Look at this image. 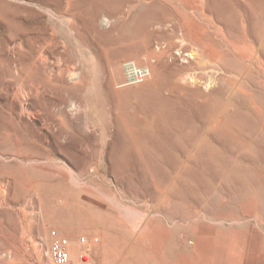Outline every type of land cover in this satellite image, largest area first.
Returning a JSON list of instances; mask_svg holds the SVG:
<instances>
[{
    "label": "rangeland",
    "instance_id": "1",
    "mask_svg": "<svg viewBox=\"0 0 264 264\" xmlns=\"http://www.w3.org/2000/svg\"><path fill=\"white\" fill-rule=\"evenodd\" d=\"M4 1L0 177L13 173L38 191L19 189L10 207L0 199V260L10 259L24 230L30 249L45 236L49 248L56 230L88 247L92 264H140V259L150 264H264V0H77L78 17L50 11L46 0ZM225 2L227 12L221 10ZM216 3L223 12H213ZM211 5L213 13L203 19L200 8ZM157 13L163 18H154ZM179 24L193 35L204 29L200 35L206 34L212 50L228 48L225 57L188 58L180 48L193 41ZM241 37L254 39L261 56L258 67L263 69L254 66L251 80H243L239 67L233 69L236 58L224 41ZM172 42L178 45L172 50L177 61L160 59ZM41 49H48V58L33 67ZM142 59L151 66L145 80L137 82L126 73L127 82L115 84L112 67L122 64L127 72L125 64L133 60L137 68L146 67ZM58 66L79 69L75 83L61 81ZM33 77L41 85L40 101L29 95L31 103L40 102L43 117L55 121L61 132L56 139L45 137L39 123L33 127L20 121L10 103ZM224 101L223 122L212 128L209 122ZM239 114L244 121L233 118ZM201 148L203 154L210 152L211 164L200 160ZM196 176L204 177L214 195L192 182ZM191 186L197 195H191ZM163 194L171 204L161 202ZM39 206L40 214L32 213ZM19 207L30 212L27 226L16 215ZM103 249L112 255L102 258Z\"/></svg>",
    "mask_w": 264,
    "mask_h": 264
},
{
    "label": "bare ground",
    "instance_id": "2",
    "mask_svg": "<svg viewBox=\"0 0 264 264\" xmlns=\"http://www.w3.org/2000/svg\"><path fill=\"white\" fill-rule=\"evenodd\" d=\"M3 1V0H2ZM10 1H19V0H10ZM21 1H23V2H28V3H30L31 4V2H33V1H35V0H21ZM49 4H50V9H49V7L47 8V9H49L50 11H55V12H57V13H61V14H66V15H70V16H72V17H78L79 15H81V10H79V9H81V8H79V9H76L75 8V4H77V0H46ZM80 1V0H79ZM260 1V0H259ZM4 2H6V0L4 1ZM110 2V1H109ZM217 2V1H216ZM221 2H223L222 0H221ZM7 3V2H6ZM34 3V2H33ZM47 3V4H48ZM111 3V2H110ZM210 3H211V1H210ZM228 3V2H227ZM226 2L223 4L224 6H222V5H220L219 4V6H222V9H221V7H220V9L221 10H224V12H227V11H229L230 10V6L229 5H225V4H227ZM250 3H252V2H250ZM260 3H262V1L260 2ZM264 3V2H263ZM4 4V3H3ZM11 4V3H10ZM197 4V3H196ZM202 4H204V3H202ZM202 4H200V5H202ZM214 4V2L212 3V5ZM217 4L218 3H216V9H217V11L214 9V7H213V9L215 10V11H213V12H217L218 13V11H220V9H218V7L219 6H217ZM254 4H255V2H254ZM52 5H53V7H52ZM109 5V4H108ZM212 5H211V7L209 6V7H207V8H205V7H202V8H200V14H202V17H203V19H205V18H208V13H210L209 14V17H210V15L213 13L212 12ZM261 5H264V4H261ZM46 6V5H45ZM203 6H205V5H203ZM243 7V6H242ZM264 7V6H263ZM46 8V7H45ZM106 8V7H105ZM245 9V8H244ZM166 11L168 10V9H165ZM232 10V9H231ZM159 10H157V12H158ZM169 11H172V10H169ZM241 11V10H240ZM153 12H155V11H153ZM173 12H174V10H173ZM172 12V13H173ZM220 12H223V11H220ZM230 12H233V11H230ZM229 12V13H230ZM243 12V11H242ZM86 13V12H85ZM159 13H160V11H159ZM159 13H157V14H155V16H154V18H156V19H158L159 17H161L162 16V18H163V14L161 15V14H159ZM161 13H162V11H161ZM168 13V12H167ZM252 13V12H251ZM60 14V15H61ZM149 14V13H148ZM219 14V13H218ZM232 14V13H231ZM147 15V14H146ZM169 14H167V16H168ZM225 15V14H224ZM234 15V12H233V14H232V16ZM262 15V14H261ZM153 16V15H152ZM152 16H149V17H152ZM165 16H166V14H165ZM173 16V15H172ZM231 16V17H232ZM178 17V16H177ZM175 18V19H177L178 20V18ZM259 17H260V15H259ZM153 18V17H152ZM173 18V19H174ZM254 18L256 19V16H254ZM77 19V18H76ZM161 19V18H160ZM160 19H159V21H160ZM254 19V20H255ZM259 19H261V17L259 18ZM152 20H154V19H152ZM162 20H164V19H162ZM180 20H181V18H180ZM158 21V20H157ZM156 21V22H157ZM154 22V23H156L157 25H160V23L162 24V21H160V22ZM167 23L169 22V21H166ZM174 22H175V20H174ZM177 23H179L178 21H176ZM231 22V21H230ZM233 22V21H232ZM262 22V21H261ZM5 23V22H4ZM170 23V22H169ZM1 24H3V23H1ZM0 24V25H1ZM254 24H255V22H254ZM258 24V23H257ZM256 24V25H257ZM38 25V24H37ZM164 25V24H163ZM166 25V24H165ZM175 26H177V25H175ZM174 25H173V27H175ZM227 26V25H226ZM169 27V26H168ZM203 27V26H202ZM232 27V26H231ZM3 28V27H2ZM32 28H33V26H32ZM175 28H177V27H175ZM179 30H181V31H183L184 32V34L186 35V36H188L192 41H193V45H191V46H183V47H181L180 49L182 50V53H187L186 55H187V57L189 58L191 55H194V58L197 60V59H201V58H208V59H210V60H213L214 58H222L223 56L225 57V54L224 53H226V50L228 51V48L227 49H224V52H222L221 50H218V51H216L215 49L214 50H212L209 46H208V42L207 41H209L210 39L209 38H207V36H206V34L204 35V34H202V35H200L201 33H202V31L204 32V29H200V30H202V31H200L199 33L200 34H191V31L190 30H187V29H184L183 30V28H182V26L179 24ZM204 28V27H203ZM253 28V27H252ZM263 28V27H262ZM37 29V28H36ZM240 29V28H239ZM225 30V29H224ZM3 32H4V29H3ZM178 32V31H177ZM179 33V32H178ZM181 33V32H180ZM205 33V32H204ZM209 33V32H208ZM253 34H254V32H253ZM225 36V35H224ZM234 36H236V35H234ZM241 36V35H240ZM242 36H244V35H242ZM253 36H256L255 34L253 35ZM52 37V36H51ZM247 37H249V36H247ZM242 38V37H241ZM43 39V38H42ZM51 39V38H50ZM231 39V38H230ZM247 39V38H246ZM253 39V38H252ZM255 39H256V37H255ZM227 41L228 42V45L227 46H231L232 47V51H233V53L231 54V55H233L234 54V56H235V58H236V61L234 62L235 63V66L236 67H234L233 69H235V68H237V67H239V69H240V73H239V75H242L241 77H243V80H244V78H246V77H250V80H251V77H252V72L254 71L253 70V67L255 66V67H258L259 66V63H260V60H261V56H260V52H259V50H258V48H257V46L258 45H256V43H255V40L253 41H250V42H247L245 39H238V40H234V41H228L227 39H224V41ZM257 40V39H256ZM225 41V42H226ZM18 42V41H17ZM221 42V41H220ZM263 43H264V40L262 41ZM15 43V42H14ZM261 43V42H260ZM39 44H40V42H39ZM39 44L37 45V46H39ZM176 43L175 42H172V43H169V46H168V48L167 49H165V50H163L162 51V54H163V56H160L159 58L160 59H165V58H167V59H169L170 57L171 58H173V60H174V62H176L177 61V58H176V56L174 55V54H172V50L174 49V47H176ZM226 45V44H225ZM264 45V44H263ZM19 47L20 46V44H18V45H16L15 44V47ZM44 46V45H43ZM46 46V45H45ZM178 46V45H177ZM21 47V46H20ZM42 48V47H41ZM177 48V47H176ZM16 49V48H15ZM230 49V48H229ZM47 51H48V49H46L44 52H43V50L41 49V53L40 54H38L37 55V57L35 58V60H34V62L32 63V65H33V67H36V66H41L42 65V62H44L45 63V61L47 60ZM35 52V51H34ZM264 54V53H263ZM157 55H159V54H157ZM227 56V55H226ZM67 57V56H66ZM150 58H152L151 56H149ZM233 57V56H232ZM144 58H146V57H144ZM193 58V60L195 61V59ZM229 58V57H228ZM27 59V58H26ZM25 59V60H26ZM16 60V59H15ZM59 60V59H58ZM128 60V59H127ZM166 60V59H165ZM202 60V59H201ZM204 60V59H203ZM202 60V61H203ZM18 61V60H17ZM16 61V62H17ZM131 61V60H130ZM232 61V60H231ZM15 62V63H16ZM51 62H53V61H51ZM19 63V62H18ZM25 63V62H24ZM130 65H127V62H126V64L125 65H127L128 66V68L130 67V66H132V69H131V71L130 72H133L134 71V69L135 70H141V72H144V71H148L149 72V69H150V61L148 60V59H142V63H144L145 65H146V67L145 66H142L140 69H138L137 68V66H136V64H135V61L133 60V61H131V62H128ZM233 63V62H232ZM48 64H49V62H48ZM48 64H46V65H48ZM53 64V63H52ZM54 64L56 65L57 63L56 62H54ZM60 64V63H59ZM58 64V65H59ZM65 64V63H64ZM16 65H17V63H16ZM19 65V64H18ZM68 65V64H67ZM240 65V66H239ZM154 66H158V64H152V67H154ZM161 66V65H160ZM158 67V68H156V70L157 69H159V68H161V67ZM232 66H233V64H232ZM261 66V65H260ZM18 67H20V66H18ZM32 67V66H31ZM32 67V68H33ZM54 67V66H53ZM56 67H57V65H56ZM62 67H63V65H62ZM62 67H59L58 66V69H57V71H55V72H57V75L61 78V81H65L66 79L68 80V81H73V83H75L74 81L76 80V78H77V73H78V71H80L79 69H77L76 71H77V73H76V71L75 70H73V69H70V68H72V66H70V68H68V69H65V68H67V67H65L64 69L62 68ZM69 67V66H68ZM28 68V67H27ZM52 68V67H51ZM114 68V82H115V84H121V83H123V82H127V81H125V76H127L126 75V73L128 74L129 72H126V71H124V67H123V65L121 64V65H119V66H114V67H112V69ZM258 68H260V67H258ZM257 68V69H258ZM17 69V68H16ZM30 69V68H29ZM44 69V68H43ZM232 69V70H233ZM261 69V68H260ZM263 69V68H262ZM261 69V70H262ZM48 70V69H47ZM55 70V69H54ZM30 71V70H29ZM52 72H53V70H51ZM230 71V70H229ZM47 72V71H46ZM149 73H151V72H149ZM256 73H257V71H256ZM34 74V73H33ZM47 74V73H46ZM35 75V74H34ZM40 75V74H39ZM52 75V74H51ZM26 76V75H25ZM50 76V75H49ZM66 76V77H65ZM81 76V75H80ZM221 76V75H220ZM257 76V75H256ZM219 77V76H218ZM47 78V77H46ZM50 78H52V77H50ZM66 78V79H65ZM81 78H83V77H81ZM252 78H254V77H252ZM42 79H44V77H42ZM127 79V78H126ZM249 79V78H248ZM248 79H245V81L246 80H248ZM30 80V86L29 87H25V86H22V90L20 91L21 93L23 92V94H20V92H18V89H17V91H16V93L15 94H13L12 95V97H10V103L17 109V113H18V116H19V118H20V121H24V122H26V123H28V124H31L33 127H36V123H39L40 125H39V127L41 128V130L44 132V134H45V137H51V136H53V138L54 139H56L60 134H61V132L60 131H57L56 129V127L54 126L55 125V121H49L47 118V120L43 117V114H41V112H42V108H41V106L39 105V103L40 102H38V103H36V104H33V102L31 103V98L29 97V95L30 96H32V97H34V98H36L35 100L36 101H40V99H39V92H40V88H39V86H41V85H39V79H38V77H33V78H30L29 79ZM78 80V79H77ZM81 79H79V81H80ZM242 80V79H241ZM252 80H254L253 82H255V80L256 79H252ZM79 81H78V83H79ZM259 82V81H258ZM261 82V81H260ZM259 82V83H260ZM77 83V82H76ZM240 83V82H239ZM262 83V82H261ZM28 84V83H27ZM67 84V83H66ZM20 85H22V84H20ZM20 85H18L19 87H21ZM48 85V84H47ZM46 85V86H47ZM109 85V84H108ZM110 85H111V83H110ZM251 85V84H250ZM262 85V84H261ZM115 86H117V85H115ZM238 86V85H237ZM237 86H236V88H237ZM240 86V85H239ZM176 88L178 87V86H175ZM241 87V86H240ZM257 87V86H256ZM15 88H16V86H15ZM114 88V87H113ZM175 88V89H176ZM116 89V88H115ZM222 89V88H221ZM264 89V88H263ZM43 90V89H42ZM6 91V90H5ZM220 91V90H219ZM219 91H218V93H219ZM222 91V90H221ZM224 91V90H223ZM222 91V92H223ZM234 91V90H233ZM236 91H238V89L236 90ZM239 91H240V89H239ZM262 91V90H261ZM260 91V92H261ZM183 92V91H182ZM232 92V91H231ZM263 92V91H262ZM19 93V94H18ZM111 93V92H110ZM122 93V92H121ZM45 94V93H44ZM43 94V95H44ZM189 94V93H188ZM191 94V93H190ZM46 95H48V94H46ZM118 94H116V96H117ZM166 95V94H165ZM192 95V94H191ZM219 95V94H218ZM225 95V94H224ZM118 97V96H117ZM121 98V97H120ZM119 98V99H120ZM166 98V97H165ZM223 98V97H222ZM118 99V100H119ZM224 99V98H223ZM116 101H117V99H115ZM170 100V99H169ZM225 100V99H224ZM33 101V100H32ZM71 101V100H70ZM69 101V102H70ZM171 101V100H170ZM221 101H223V100H221ZM226 101V100H225ZM222 102V107L218 110V111H216V113H215V115L211 118V120H210V124H209V126H214V127H212V128H216V126H218L219 125V127H220V124L223 122V110H224V103H226V102ZM43 103V102H42ZM41 103V104H42ZM68 104H70V103H68ZM72 104V103H71ZM71 104H70V106H71ZM231 104V103H230ZM46 105V104H45ZM74 105V104H73ZM219 105V104H218ZM69 106V105H68ZM67 106V107H68ZM51 107V106H50ZM207 107V106H206ZM53 108V107H52ZM70 108H72V107H70ZM74 108V107H73ZM263 108V107H262ZM67 109H69V107L67 108ZM66 110V109H65ZM263 110V109H262ZM67 112V110L65 111V113ZM264 112V111H263ZM263 112H262V114H263ZM232 113V112H231ZM235 113V112H234ZM239 113V112H238ZM261 113V112H260ZM227 114V113H226ZM229 114H230V112H229ZM242 114V113H241ZM245 114V113H244ZM243 114V115H244ZM166 115V114H165ZM232 115L233 114H231V116L230 117H232ZM236 115H237V113H236ZM234 116L233 118L235 119V117H237V119L238 120H242V121H244V117H243V115H240V116ZM259 115V114H258ZM17 116V115H16ZM179 116V115H178ZM14 117V116H13ZM160 117V116H159ZM181 117H183V116H180V119H181ZM256 117H257V115H256ZM166 118L164 117V120H165ZM247 119H248V117H247ZM254 119V118H253ZM182 120V119H181ZM246 120V119H245ZM250 120V119H249ZM167 121V120H166ZM184 121H186V120H184ZM248 121V120H247ZM252 121H256V119L255 120H252ZM264 121V120H263ZM62 121L60 120V123H61ZM140 122V121H139ZM256 122H258V121H256ZM11 123V122H10ZM72 123V122H71ZM141 123V122H140ZM239 123V122H238ZM249 123V122H248ZM251 123V122H250ZM249 123V125H251ZM260 124H261V127H262V125L264 124H262V122H259ZM16 124H18V123H16ZM63 124V123H62ZM257 124V123H256ZM142 125V124H141ZM255 125V124H254ZM139 126H140V124H139ZM248 126V125H247ZM224 127V126H223ZM249 127V126H248ZM253 127V126H252ZM254 127H258V125H256V126H254ZM260 127V128H261ZM66 128V127H65ZM259 128V127H258ZM15 129V128H14ZM64 129V128H63ZM164 129V128H163ZM207 129H209V128H207ZM38 130V129H37ZM167 130H169V129H167ZM257 130V129H256ZM262 130V129H261ZM261 130H259V131H261ZM139 131H140V129H139ZM142 131H143V129H142ZM145 131V130H144ZM142 132V133H145V136L144 137H146L147 136V134H146V131L145 132ZM171 131V130H170ZM216 131V130H215ZM11 132V131H10ZM138 132V131H137ZM168 132V131H167ZM217 132V131H216ZM258 132V131H257ZM131 133V132H130ZM259 133V132H258ZM169 134H170V132H169ZM201 134V133H200ZM15 135V134H14ZM112 135V134H111ZM132 135V134H131ZM194 135V134H193ZM133 136V135H132ZM190 136V135H189ZM258 136V134L255 136V137H257ZM15 137H16V135H15ZM116 137V136H115ZM120 137V136H119ZM149 137H150V134H149ZM236 137V136H235ZM18 138V137H17ZM52 138V137H51ZM53 138H52V140H53ZM108 138V137H107ZM146 138H148V136L146 137ZM146 138H144V139H146ZM191 138V137H190ZM189 138V139H190ZM201 138H202V135H201ZM200 138V139H201ZM260 138V137H259ZM134 139V138H133ZM142 139V138H141ZM260 139H262V137L260 138ZM5 140V139H4ZM14 140V139H13ZM130 140V139H129ZM259 140V139H258ZM12 141V140H11ZM19 141V139L17 140V142ZM143 141V140H142ZM129 142V141H128ZM12 143H15V142H12ZM108 143V142H107ZM153 143V142H152ZM155 144H156V142H154ZM263 143V142H262ZM19 144V143H18ZM17 144V145H18ZM125 144V143H124ZM198 144V143H197ZM157 146H159V143H158V145ZM196 147H197V145H196ZM204 147V146H203ZM179 148V147H178ZM197 148H199V147H197ZM203 148H201V150H202ZM205 149V148H204ZM160 150V149H159ZM180 150V149H179ZM200 150V151H201ZM14 151V150H13ZM19 151V150H18ZM29 151V150H28ZM193 151V150H192ZM204 151H206V150H204ZM204 151L202 150V153L201 154H203L204 153ZM14 152H16V150L14 151ZM20 152V151H19ZM19 152H17V154H19ZM180 152V151H179ZM186 152V151H185ZM28 153V152H27ZM30 153V152H29ZM28 153V154H29ZM191 153V152H190ZM207 153V152H206ZM187 154V153H186ZM199 154V153H198ZM197 154V155H198ZM25 155H26V153H25ZM19 156V155H18ZM187 156H189L190 157V155L188 154V155H186V157ZM214 158H215V156H213ZM217 157V156H216ZM188 158V157H187ZM141 159V158H140ZM121 160V159H120ZM201 161H202V163L203 164H209L210 162H211V156H210V152H208V154H203L202 155V158L200 159ZM197 161H198V159H197ZM217 161V160H216ZM122 162V161H121ZM195 163V162H194ZM198 163V162H197ZM231 163V162H230ZM123 164H125V163H123ZM200 164V163H199ZM211 164V163H210ZM214 164V162L212 161V165ZM197 165V164H196ZM195 165V166H196ZM210 166V165H209ZM208 166V167H209ZM198 167V166H197ZM196 167V168H197ZM208 167H207V169H208ZM212 167V166H211ZM201 168V167H200ZM203 168H205V167H203ZM206 169V168H205ZM188 170V169H187ZM190 170V169H189ZM198 170H199V168H198ZM201 170V169H200ZM202 171V170H201ZM205 171H207V170H205ZM187 171H185V173H186ZM199 173V172H198ZM201 173V172H200ZM22 174V173H21ZM190 175V174H189ZM204 175V174H203ZM186 176H187V174H186ZM213 176H214V174H213ZM197 177V176H196ZM215 177V176H214ZM19 177H17L16 175H14L13 173H10V172H5L4 174H2V176L0 177V185H1V191H0V199H2L3 201V204H5L7 207H10L11 205H12V202L17 198L16 196H17V194H18V190L19 189H21L20 191H25L26 189L28 190L27 192H29V191H33V193H37V185H27V184H24L23 182H21V181H19V179H18ZM191 178H193L194 180L192 181V182H196L197 184H195V185H197V186H199V187H202L205 191H206V194H207V192L210 194V196L211 195H214V193L212 194L211 192L212 191H214V190H211V191H209L211 188H210V186L205 182V179H203V178H200L199 176L195 179L194 177H191ZM215 179V178H214ZM184 180V179H183ZM186 180V179H185ZM192 180V179H191ZM216 181V180H215ZM187 182V181H186ZM189 183V182H188ZM220 183H221V181H220ZM191 184V183H190ZM215 184V183H214ZM217 184V183H216ZM223 184V183H222ZM208 185V186H207ZM59 186V185H58ZM191 188V190H190V193H191V195L192 194H194L195 192H197V190L195 189V187L194 186H191L190 187ZM199 190V189H198ZM26 192V191H25ZM177 192H178V190H177ZM187 192V191H186ZM222 192V191H221ZM217 193V192H216ZM27 194V193H26ZM196 194V193H195ZM194 194V195H195ZM201 194H202V192H201ZM208 194V195H209ZM221 194V193H220ZM197 195V194H196ZM205 195V194H204ZM172 196V195H171ZM188 196V195H187ZM197 197V196H196ZM207 197V196H206ZM217 197V196H216ZM214 198V197H213ZM161 199V198H160ZM172 199V198H171ZM184 200V199H183ZM203 200V199H202ZM162 201H164L163 203H165L166 202V204L167 203H169V204H171L170 203V198H169V196L167 195V194H163L162 195V199H161V202ZM210 201H211V199H210ZM190 203V202H189ZM41 204V203H40ZM88 204H90V203H88ZM96 204V203H95ZM165 204V205H166ZM195 204V203H194ZM87 205V204H86ZM196 205V204H195ZM205 205V204H204ZM211 205V204H210ZM174 206V205H173ZM209 206V205H208ZM0 207H2V206H0ZM92 207H94V206H92ZM170 207V206H169ZM176 207V206H175ZM174 207V208H175ZM41 208H42V206H39V210L38 211H36V209H35V207H32L31 208V211H32V213H34V214H40V211H41ZM12 209H14V208H12ZM102 209V208H101ZM101 209L99 210V211H101ZM173 209V208H172ZM15 212H16V215H17V217L21 220V222L24 224L23 226H27L28 225V222H30L29 221V218H28V214L30 213H28L27 212V210L25 211L23 208H15ZM92 210V209H91ZM105 210V209H104ZM178 210V209H177ZM104 212V211H103ZM106 212V211H105ZM109 212V211H108ZM104 213H102V215H103ZM95 216V215H94ZM103 217V216H102ZM101 217V218H102ZM32 221V220H31ZM21 223V224H22ZM71 224V223H70ZM22 226V227H23ZM25 228V227H24ZM24 228H23V230H24ZM42 234V233H41ZM41 234H40V232L38 233V236L41 238L42 236H41ZM106 234V236H107V233H105ZM111 234V233H110ZM96 235V234H95ZM75 236V235H74ZM109 236V235H108ZM111 236V235H110ZM112 236H114V235H112ZM47 236H45V239L42 241V242H40V244L39 245H37V244H35V245H33L32 247H31V249L29 248V246H27L28 245V239L26 238V231L24 230L23 231V233L20 235V238H21V240H19V242H16V244H14L13 245V247H12V249L10 250V254H9V258L11 259V260H16V261H25L26 259H28L29 258V256H32L33 255V257L32 258H34V259H36L37 261H42L43 260V258H44V256L45 255H47V254H49V249H50V245H49V248H48V240H47V238H46ZM72 239V240H71ZM71 239H69V241H70V255H71V258L75 261V262H78L79 261V254H80V252H82L85 248L84 247H82V245H80V243H78V241H77V239H74V238H71ZM106 239V238H105ZM110 239V238H109ZM114 239V238H113ZM27 241V242H26ZM117 241V240H116ZM39 242V241H38ZM108 243V242H107ZM117 244H118V242H116ZM136 245V244H135ZM87 246H89V245H87ZM100 246H103V245H100ZM109 247V246H108ZM87 248V247H86ZM112 249H114V248H112ZM138 249H139V247H138ZM137 249V251H140V250H138ZM98 250V249H97ZM100 250V249H99ZM129 250V249H128ZM95 251V250H94ZM96 252V251H95ZM98 252V251H97ZM113 252V251H112ZM122 252V251H121ZM30 253H32V254H30ZM130 253H132V252H130ZM135 253V252H134ZM137 253V252H136ZM142 253V252H141ZM93 254H94V252H93ZM99 254V253H98ZM140 254V253H139ZM102 258H103V256L104 257H110L112 254H111V251L109 250V249H103V251H102ZM146 255V254H145ZM91 256V255H90ZM99 256H100V254H99ZM140 256V255H139ZM139 256H137V258H139ZM142 256H143V254H142ZM101 257V256H100ZM133 257V256H132ZM31 258V257H30ZM32 258H31V260H32ZM114 258V257H113ZM123 258V257H122ZM137 258H136V260H137ZM140 258H142V257H140ZM143 258H146V257H143ZM96 259V258H95ZM102 261H104V259L102 260ZM125 261V260H124ZM124 261H122L121 262V264H127V263H125ZM147 260H145V259H140V264H150V263H147L146 262ZM129 263V262H128ZM131 263V262H130ZM129 263V264H130ZM120 264V263H119ZM131 264H133V263H131Z\"/></svg>",
    "mask_w": 264,
    "mask_h": 264
},
{
    "label": "built area",
    "instance_id": "3",
    "mask_svg": "<svg viewBox=\"0 0 264 264\" xmlns=\"http://www.w3.org/2000/svg\"><path fill=\"white\" fill-rule=\"evenodd\" d=\"M127 65L130 64L128 63ZM131 69L132 66H130L129 68L127 66V72H129L128 76L137 82H141L149 76L148 71L141 72V70L137 71L134 69L133 72H130ZM51 235H52V241L50 243L48 259L42 261H37V260L15 261L11 259H3L0 260V264H92V260L90 256L91 253L88 247L85 248V250H83L82 252H80L79 261L75 262L70 255L69 238L60 235L56 230H53ZM80 241L83 245H87L88 243L86 237H82Z\"/></svg>",
    "mask_w": 264,
    "mask_h": 264
}]
</instances>
